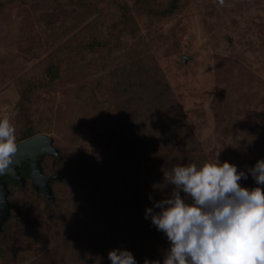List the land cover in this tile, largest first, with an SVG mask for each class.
Returning a JSON list of instances; mask_svg holds the SVG:
<instances>
[{
    "label": "rangeland",
    "instance_id": "1",
    "mask_svg": "<svg viewBox=\"0 0 264 264\" xmlns=\"http://www.w3.org/2000/svg\"><path fill=\"white\" fill-rule=\"evenodd\" d=\"M182 1L171 17L142 19L131 10L123 23V3L132 9L136 0H0V117L11 114L17 144L26 140L14 107L30 81L26 114L60 152L42 162L44 174L57 177L53 199L35 188L30 168L20 169L24 186L3 178L11 214L0 227V264H83L81 250L92 246L100 264H111L108 252L123 235L112 226L124 206L154 251L149 257H160L170 242L145 210L171 193L172 185L154 187L164 171L217 155L247 171L264 158V0ZM94 38L107 49L92 52ZM162 95L164 106L155 100ZM184 127L192 135L176 141L186 147L172 146ZM125 162L126 184L111 186ZM239 183L257 186L251 174ZM111 189L120 197L108 203ZM29 202L31 226L14 212ZM91 203L101 209L75 215Z\"/></svg>",
    "mask_w": 264,
    "mask_h": 264
},
{
    "label": "clouds",
    "instance_id": "2",
    "mask_svg": "<svg viewBox=\"0 0 264 264\" xmlns=\"http://www.w3.org/2000/svg\"><path fill=\"white\" fill-rule=\"evenodd\" d=\"M16 151L15 125L11 114L5 115L0 117V174ZM248 174L257 186H241ZM167 185L173 186L171 193L154 200L145 217L166 234L170 246L162 262L145 258L143 264H264V158L247 171L218 155L199 165L178 163L154 187ZM108 258L111 264H138L127 249H112Z\"/></svg>",
    "mask_w": 264,
    "mask_h": 264
},
{
    "label": "trees",
    "instance_id": "3",
    "mask_svg": "<svg viewBox=\"0 0 264 264\" xmlns=\"http://www.w3.org/2000/svg\"><path fill=\"white\" fill-rule=\"evenodd\" d=\"M182 2H183L182 0H136L135 5L133 7H131L132 9H130V7L126 3H123L124 7H122V8L124 11H123L122 21H123V23L124 22L127 23L128 17H131V15H130L131 10H133L137 14V16L140 15L142 17V19L144 17H150L154 20L160 21L164 17H171L173 15H176V13H178L179 11H183L184 6L182 5ZM71 15H73V17H76L77 19H79L81 16L80 11L79 12L74 11L71 13ZM142 19H140V20H142ZM125 25H123V26H125ZM134 28H136V27L134 26ZM102 30L105 31L104 26H103ZM118 30H119V28L116 31H118ZM103 31H101V32H103ZM133 31H135L136 35L138 34L137 30H133ZM133 31H131V34ZM90 44H91L90 48L92 49V52L93 51L97 52L95 50L99 51V49H107V47H108L107 42L101 41V39H96V38H94ZM48 73L51 76V79L54 80L53 77H56L59 74V69L52 66L49 69ZM26 85H27V87L25 89L21 90L19 101L14 107L15 112H16L17 117H18V121L20 122L21 125H23V127L27 131V134L24 137V139H28L29 137H33L39 133H42L43 132L42 128H44V129L46 128L43 126V124L42 125L40 124L41 127H40V125L32 124L33 122L31 121L30 116L28 114H26L25 110L28 109V108H25L26 103L29 102L30 95L33 93V91L35 89L34 86H32V84L30 83V81H27ZM166 97L167 96L162 95L159 98H156L155 100L157 101V103H159V102L161 103V102H163V99ZM165 104L166 103L164 100L163 106ZM27 112L29 113V111H27ZM170 121H171V124H174L173 118L170 119ZM182 131H183L182 136L173 137L172 142L170 143L172 146H175V147L184 146V147H186V145H184L183 143H179L176 140H178L180 138H189L192 135V133L189 129L187 131L185 127L182 129ZM146 132H149V131L146 130ZM124 137L129 138L127 134H124ZM115 155L116 156H114V157H116L118 159V156L120 155V153L116 152ZM122 158H123V156H122ZM126 159H128V158H126ZM182 161H183V159H182ZM112 163L115 164L116 161H113ZM120 166L122 167L121 169L116 168V170H114L112 172L113 174L110 175L112 177L110 178L109 182H110L111 186H113L114 180L116 181V179H118V181H119V187L118 188H123L124 183L126 184V182H127L126 179L128 180V177H130L131 168H130V165H128L126 162L124 164H121ZM28 169H29L28 164L24 165L21 168V170H28ZM114 186H116V185H114ZM168 188H170V187H168ZM181 195L184 196L185 194L181 193ZM119 197L120 196L117 194V192L112 190V189L110 191H108V193L105 195V199H108V203L112 200V199L110 200V198L118 199ZM50 202H52V201H50ZM28 204H29V207H27V206L26 207H24V206L16 207L14 209V212L15 213H17V212L23 213V215H25V216H23V219H25L23 222L26 225L29 224L31 226V221H32V219H34V217L31 216L32 212H33L32 210H33L34 205H33V203H30V202ZM81 208H82V206H81ZM103 208L104 207H102V209ZM100 209H101V207L98 204L91 203L89 206H84L82 209H79L75 213V215H78L79 217L83 216L85 218V216L88 217L89 214L91 216L94 211H98ZM122 209L123 210L119 209V211H120L119 213L121 215V221L116 222L112 226L115 231L118 229L119 233L123 234L122 238L120 240L122 245L118 246L119 249L130 250L133 253V256L137 260L138 264H143L145 258H147L149 260H156V258H158L162 262L164 253H162L160 255V257H156V258H152V257L150 258L149 257L151 254L154 253V251L149 249L148 246H145V245L143 246L141 241L139 240L138 234L141 230L140 225H138L137 228H135V227L131 228V221L133 219L131 216L132 214H130V211H127L125 209V206L122 207ZM113 211L115 213L117 212L116 210H113ZM94 218L96 219V217H94ZM92 221H94V220H92ZM34 223H35V221H34ZM147 226H149V225L147 224ZM137 232H138V234H137ZM110 239L111 238H107L106 241H109ZM131 239L133 240V242ZM139 243H141V246L139 248H137V245ZM79 258L82 260L83 264L85 263L86 259L92 260L91 263H86V264H100V262H101L100 261V258H101L100 257V251L95 246L87 247L83 251L81 250ZM108 260H109V258H108Z\"/></svg>",
    "mask_w": 264,
    "mask_h": 264
},
{
    "label": "water",
    "instance_id": "4",
    "mask_svg": "<svg viewBox=\"0 0 264 264\" xmlns=\"http://www.w3.org/2000/svg\"><path fill=\"white\" fill-rule=\"evenodd\" d=\"M47 155L60 157L59 150L54 146L53 138L47 134H39L17 144V151L13 155L12 164L4 173L0 174V227L9 219L11 214V204L8 201L10 191L3 178L9 177L12 181L20 182L24 186L26 177L21 175L20 169L25 164L29 165L30 177L35 188L42 189L47 198L53 199L50 183L57 177L44 174L42 162ZM2 231L0 228V232Z\"/></svg>",
    "mask_w": 264,
    "mask_h": 264
}]
</instances>
